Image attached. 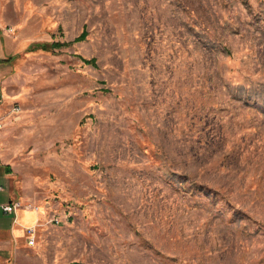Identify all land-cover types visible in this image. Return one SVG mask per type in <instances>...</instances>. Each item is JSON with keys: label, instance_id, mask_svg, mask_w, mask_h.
Wrapping results in <instances>:
<instances>
[{"label": "rangeland", "instance_id": "obj_1", "mask_svg": "<svg viewBox=\"0 0 264 264\" xmlns=\"http://www.w3.org/2000/svg\"><path fill=\"white\" fill-rule=\"evenodd\" d=\"M24 7L50 46L1 130L47 210L5 263L264 264V0Z\"/></svg>", "mask_w": 264, "mask_h": 264}, {"label": "crops", "instance_id": "obj_2", "mask_svg": "<svg viewBox=\"0 0 264 264\" xmlns=\"http://www.w3.org/2000/svg\"><path fill=\"white\" fill-rule=\"evenodd\" d=\"M24 4L25 0H0V117L14 103L24 110L31 108L28 61L33 56L22 57L21 54L27 52L35 42L51 40L50 35L43 37V40L33 38L34 32L29 30L30 18ZM6 134L7 130H0V264H6L11 259L10 251L15 250L16 244L29 238V229L39 225L47 210L46 206H37L34 208L36 213L28 212L33 210L30 208H22L15 214L3 211L2 205L6 203L25 202L17 197L9 183L12 174L9 149L17 152L21 146L11 145ZM7 166L11 168L10 171L6 169Z\"/></svg>", "mask_w": 264, "mask_h": 264}, {"label": "built area", "instance_id": "obj_3", "mask_svg": "<svg viewBox=\"0 0 264 264\" xmlns=\"http://www.w3.org/2000/svg\"><path fill=\"white\" fill-rule=\"evenodd\" d=\"M9 30H13L12 28H9ZM13 109V107H12ZM13 110H19V107L16 106ZM3 128V120L2 118L0 117V130ZM22 208H26L24 203L20 202V201H11L9 203H6L4 205H2V209L5 213H12V214H15L17 213L18 210L22 209ZM30 208V207H28ZM57 223H59L60 221L59 220H56ZM34 231V228H31L29 229V232H32ZM34 235V234H33ZM30 241L33 243L35 241V238L32 237L30 239Z\"/></svg>", "mask_w": 264, "mask_h": 264}, {"label": "trees", "instance_id": "obj_4", "mask_svg": "<svg viewBox=\"0 0 264 264\" xmlns=\"http://www.w3.org/2000/svg\"><path fill=\"white\" fill-rule=\"evenodd\" d=\"M85 37H86V33L82 34L77 40H83V39H85ZM66 45H67V43H65V42L64 43H62V42H55V43H52L51 47H62V46H66ZM49 46H50L49 43H44L43 45H41V47L43 49H45V50H48ZM85 62L88 63V64H92L95 61L94 60H85ZM6 169L8 171L11 170V168L9 166H7Z\"/></svg>", "mask_w": 264, "mask_h": 264}, {"label": "bare ground", "instance_id": "obj_5", "mask_svg": "<svg viewBox=\"0 0 264 264\" xmlns=\"http://www.w3.org/2000/svg\"><path fill=\"white\" fill-rule=\"evenodd\" d=\"M28 212H31V213H36L35 209L33 210H27Z\"/></svg>", "mask_w": 264, "mask_h": 264}]
</instances>
